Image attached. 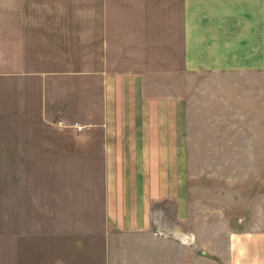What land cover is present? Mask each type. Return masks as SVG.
<instances>
[{
    "label": "crops",
    "instance_id": "obj_1",
    "mask_svg": "<svg viewBox=\"0 0 264 264\" xmlns=\"http://www.w3.org/2000/svg\"><path fill=\"white\" fill-rule=\"evenodd\" d=\"M8 2L0 11V158L8 159L0 162H45L71 149V163L100 165L90 189L103 218L102 264H194L202 241L187 229L191 76L209 48L208 66H240L234 55L225 63L224 18L211 33L217 40L205 34V3L225 0ZM236 231L217 240L232 256L213 260L264 264V234Z\"/></svg>",
    "mask_w": 264,
    "mask_h": 264
},
{
    "label": "rangeland",
    "instance_id": "obj_2",
    "mask_svg": "<svg viewBox=\"0 0 264 264\" xmlns=\"http://www.w3.org/2000/svg\"><path fill=\"white\" fill-rule=\"evenodd\" d=\"M8 10V0H0V11ZM205 11L210 31L203 32L215 33L224 18L225 63L233 55L240 63L208 66L216 50L209 48L205 68L191 76L187 229L193 243L202 241L193 244L194 264H217L214 257L232 256L225 241L217 242L222 235L264 234V0L205 3ZM64 151L45 162H0V264H102L103 218L90 189L100 165L71 163V149Z\"/></svg>",
    "mask_w": 264,
    "mask_h": 264
},
{
    "label": "built area",
    "instance_id": "obj_3",
    "mask_svg": "<svg viewBox=\"0 0 264 264\" xmlns=\"http://www.w3.org/2000/svg\"><path fill=\"white\" fill-rule=\"evenodd\" d=\"M58 123H59V124H63V121H59ZM80 128H81V127H78V129H80Z\"/></svg>",
    "mask_w": 264,
    "mask_h": 264
}]
</instances>
